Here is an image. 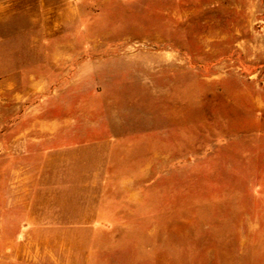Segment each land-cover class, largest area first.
<instances>
[{
	"label": "rangeland",
	"instance_id": "rangeland-1",
	"mask_svg": "<svg viewBox=\"0 0 264 264\" xmlns=\"http://www.w3.org/2000/svg\"><path fill=\"white\" fill-rule=\"evenodd\" d=\"M0 14V264H264V0Z\"/></svg>",
	"mask_w": 264,
	"mask_h": 264
},
{
	"label": "crops",
	"instance_id": "crops-1",
	"mask_svg": "<svg viewBox=\"0 0 264 264\" xmlns=\"http://www.w3.org/2000/svg\"><path fill=\"white\" fill-rule=\"evenodd\" d=\"M7 11V9H6ZM3 14H0V17L2 16ZM14 78H13V75L12 74H6V75H3V76H0V88L2 87V89H0V91H3V88L4 89H12L14 87ZM0 119H2V115H0Z\"/></svg>",
	"mask_w": 264,
	"mask_h": 264
}]
</instances>
